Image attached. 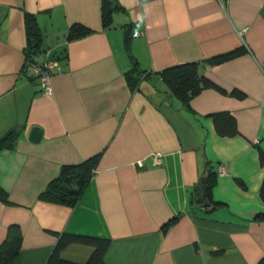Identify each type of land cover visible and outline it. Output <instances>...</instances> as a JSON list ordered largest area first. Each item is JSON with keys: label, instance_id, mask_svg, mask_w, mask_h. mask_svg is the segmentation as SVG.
Listing matches in <instances>:
<instances>
[{"label": "crops", "instance_id": "1", "mask_svg": "<svg viewBox=\"0 0 264 264\" xmlns=\"http://www.w3.org/2000/svg\"><path fill=\"white\" fill-rule=\"evenodd\" d=\"M109 26L101 0H0V243L21 232L18 264H47L60 233L109 239L105 264H258L264 258V0H117ZM35 16L40 53L61 72L52 93L25 72L24 13ZM90 30L69 39L71 25ZM210 64L207 59L237 50ZM198 62L225 92L205 88L189 107L164 87L159 72ZM149 72L139 88L125 72ZM233 89L245 96L230 94ZM229 111L239 133L221 136L211 115ZM33 125L39 141L29 139ZM99 154L74 206L39 193L63 165ZM159 155L160 163H154ZM226 173L217 174L219 165ZM207 168L222 206L192 203ZM179 216L164 232L163 225ZM222 249L221 254H212ZM92 247L62 256L83 262Z\"/></svg>", "mask_w": 264, "mask_h": 264}, {"label": "trees", "instance_id": "2", "mask_svg": "<svg viewBox=\"0 0 264 264\" xmlns=\"http://www.w3.org/2000/svg\"><path fill=\"white\" fill-rule=\"evenodd\" d=\"M119 8L117 0H101V20L104 26H109L112 14ZM24 21L27 35L25 48L26 58L40 52V32L36 18L33 14L25 12ZM90 30L82 25L73 24L69 28L68 38L74 39L86 35ZM240 52L239 49L228 51L207 59L210 64L223 62ZM58 58V57H57ZM149 72L144 71L134 65L125 72L126 79L130 86L139 88L140 82L147 78ZM161 81L165 89L173 96H176L185 108L189 107L190 100L205 88H214L221 92L225 90L211 81L209 78L199 73L198 62H185L170 65L159 72ZM230 94L243 98L245 94L233 89ZM216 132L221 136H233L239 133L237 121L229 111H217L211 115ZM17 132L9 130L0 138V149L11 147ZM99 154H95L79 163L63 165L56 177L51 179L46 187L39 193L38 198L44 201L74 206L80 198L85 186L93 175L98 161ZM259 160L264 164V151L259 149ZM216 184V172L207 168L205 174L201 176L198 185L192 193V203L208 204L212 209L223 205L215 201L212 197V190ZM259 196L264 200V179H262ZM0 199L7 201V193L0 186ZM179 216L169 219L163 225L165 232L168 227L177 220ZM21 232L15 227H10L6 237L0 243V264H18V255L21 247ZM72 244H80L92 247V251L83 262H76L66 259L62 252ZM109 246V239L70 233H60L52 251L50 252L47 264H105L104 256ZM222 249L212 251L217 255L222 253ZM258 264H264L262 258Z\"/></svg>", "mask_w": 264, "mask_h": 264}, {"label": "built area", "instance_id": "3", "mask_svg": "<svg viewBox=\"0 0 264 264\" xmlns=\"http://www.w3.org/2000/svg\"><path fill=\"white\" fill-rule=\"evenodd\" d=\"M23 68L25 72L38 79L43 92L46 94L52 93L51 79L54 75L60 73L62 69L57 57L51 53V50H45L40 55L34 54L26 58ZM152 160L154 163H160L161 158L159 155H153ZM225 173V165H219L217 174L224 175Z\"/></svg>", "mask_w": 264, "mask_h": 264}, {"label": "water", "instance_id": "4", "mask_svg": "<svg viewBox=\"0 0 264 264\" xmlns=\"http://www.w3.org/2000/svg\"><path fill=\"white\" fill-rule=\"evenodd\" d=\"M41 137H42V128L37 125H33L29 131V139L32 141H39Z\"/></svg>", "mask_w": 264, "mask_h": 264}]
</instances>
